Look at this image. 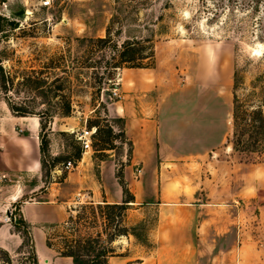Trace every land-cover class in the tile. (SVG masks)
Wrapping results in <instances>:
<instances>
[{
	"label": "rangeland",
	"instance_id": "1",
	"mask_svg": "<svg viewBox=\"0 0 264 264\" xmlns=\"http://www.w3.org/2000/svg\"><path fill=\"white\" fill-rule=\"evenodd\" d=\"M43 1L0 0V15L17 21V26L8 31V38L1 39L0 54L15 81L24 71L30 75L43 74L50 79L53 75L61 76L65 93L62 101L69 99L71 102L68 115L58 112L63 106L60 98L42 102L29 88L28 93L20 90L12 95L28 104L31 111L41 113L42 124L38 133L48 137L51 156L59 157L50 169V174L54 169L59 173L54 180H60L67 172L63 162L70 159L75 164L74 154L79 147L74 139L76 126L85 122V127H88V119L98 118L100 127L105 128L103 118L107 117L115 131L120 129L123 121L116 111L121 94L129 93L131 97L134 93L142 103L148 98L159 103L166 95L192 98L200 90L202 95L210 96L218 87L231 99L232 106L235 92L246 107L262 103L264 110V41L232 33L223 24L209 23L199 0H49L48 4ZM111 20L113 37L118 41L127 36L153 37L154 64L147 68L117 67L112 74L106 75L100 91H96L93 73H85L83 78L78 76L82 46L77 37L104 36ZM1 24L5 29L9 27L4 20ZM99 56L100 53L96 54ZM50 60L57 66H49ZM98 71H104L103 62ZM136 81L141 85L138 88H135L138 85ZM113 87L117 88L119 95L112 93ZM57 99L60 102L55 103ZM129 100L133 110L138 103L131 98ZM11 115L14 114L0 93V149L3 147V152H0V215L10 211L12 216L19 217L21 201L17 197L28 182V141L24 138L28 133V118H16L20 121L16 122ZM230 127L228 140L233 137L232 119ZM60 129L65 132L61 133ZM20 145L25 148L23 154L19 151ZM129 152L127 140L115 139L113 148L100 152L92 147L86 155L94 158L95 162L90 167L98 174L96 162L112 153L116 163L115 174H124ZM236 152L241 160L264 161V141L257 151ZM50 174L43 178L48 181ZM260 191H264V184ZM27 195L25 193L23 198ZM89 199L84 193L70 205L76 208L80 203L91 201ZM131 206L134 208L136 205ZM161 210L151 204L140 209H127L125 222L127 225L139 224L138 236L118 237L113 242L114 254L110 256L109 264H172L173 257L169 256L168 250L161 253L158 243L152 238ZM71 212L76 211L73 209ZM68 214L63 220L46 223L42 237L50 233L52 241L59 243ZM35 241L39 249L45 244L37 232ZM54 251L55 248L50 255H58ZM34 255L35 247L30 243L24 247L19 245L13 253L0 246V264H32ZM234 261V264H241L238 257ZM254 264H264V261Z\"/></svg>",
	"mask_w": 264,
	"mask_h": 264
},
{
	"label": "crops",
	"instance_id": "2",
	"mask_svg": "<svg viewBox=\"0 0 264 264\" xmlns=\"http://www.w3.org/2000/svg\"><path fill=\"white\" fill-rule=\"evenodd\" d=\"M137 84L135 88L141 86ZM221 94L217 87L210 96L200 90L192 98L166 95L159 103L153 98L142 103L138 95L126 93L121 94L116 111L123 117L125 133L132 142L124 179L133 195L130 204L136 206L128 209L145 204L162 209L152 238L161 253L168 250L172 264H234L236 257L241 264L264 261V191H260L264 161H245L237 156L228 140L232 101ZM130 98L141 107L130 109ZM11 116L16 122H20L16 118H28V133L24 135L28 141V182L17 198L20 214L33 236L38 264H71L70 256L56 251L58 255H50L54 248L46 244L39 249L36 232L45 242L41 232H45L46 223L63 220L70 204L84 193L94 202L123 199L112 153L96 162L98 174L90 167L95 160L86 151L60 180H54L59 174L54 169L45 182L39 117ZM83 128L85 122L74 130ZM19 151L26 152L22 145ZM138 166L142 168L140 175L134 170ZM25 193L28 195L23 198ZM21 243L12 221L0 222V246L13 253Z\"/></svg>",
	"mask_w": 264,
	"mask_h": 264
},
{
	"label": "trees",
	"instance_id": "3",
	"mask_svg": "<svg viewBox=\"0 0 264 264\" xmlns=\"http://www.w3.org/2000/svg\"><path fill=\"white\" fill-rule=\"evenodd\" d=\"M202 11L207 13L206 20L209 23L223 24L232 33L250 36L259 41H264V0H199ZM1 20L9 24L7 29L2 27ZM17 26V21L0 15V43L2 38H8V31ZM112 20L105 28L104 36L77 37L79 45L82 46L80 54L79 78L85 73H93L95 90L100 91L101 84L107 74H112L117 67H151L154 64L155 42L152 36H127L120 41L114 39L112 33ZM5 30V31H4ZM100 53L101 56L96 57ZM103 62L104 71H98ZM49 66H57L50 60ZM21 77L15 81L11 71L4 65L0 54V93L7 103L10 111L17 116L36 115L41 121V113H35L28 108V104L14 99V93L20 90L28 93V88L34 91L37 97L46 102L52 98H60L63 106L58 112L68 115L71 112V102L63 92V82L60 75H53L50 79L45 75H30L24 71ZM110 79V77H109ZM62 97V98H61ZM57 99L56 102H60ZM240 99L233 92L232 106V138L230 139L233 149L237 151H257L258 146L264 141V110L262 103L246 107L240 103ZM48 116H51L48 114ZM123 124L118 131L114 130L107 117L103 120L105 128L100 127L99 119H88L87 128L94 127L91 135V144L94 151L105 152L107 148L114 147V140L128 141L130 152L132 142L125 133L123 117H119ZM90 126V127H89ZM240 128V130L238 129ZM64 133V130L60 131ZM40 138V164L42 177L50 174V169L55 166L59 157L51 156L49 152V139L45 134ZM78 149L74 154V161L80 159L82 145L75 136ZM48 157V158H47ZM50 158V159H49ZM127 159V161H128ZM70 160V159H68ZM44 172V173H43ZM118 182L123 191V199L119 202H108L105 199L94 202L80 203L76 208L69 209L66 220L65 232L61 233V240L55 244L52 235L46 233L45 244L55 248L60 255L71 257V264H109V258L114 254L113 242L120 236L132 234L138 236L137 226L127 225L125 216L127 209L131 206L133 195L130 192L123 172L116 173ZM44 179V178H43ZM45 182L47 180L44 179ZM75 213H72V210ZM71 212V213H70ZM99 218L101 221L99 222ZM14 230L22 237L21 246H34L33 236L27 221L19 214L12 221ZM98 226V228H96ZM32 264H38L37 256L34 255ZM7 261H10L9 258Z\"/></svg>",
	"mask_w": 264,
	"mask_h": 264
},
{
	"label": "built area",
	"instance_id": "4",
	"mask_svg": "<svg viewBox=\"0 0 264 264\" xmlns=\"http://www.w3.org/2000/svg\"><path fill=\"white\" fill-rule=\"evenodd\" d=\"M43 3L48 4L49 0H44ZM112 93L115 96L119 95L116 87H113ZM93 131H94V127H92V128L85 127L82 130L75 131V136L81 141L82 153H84L88 150H92L91 135H92ZM62 164L67 169L73 167V163L71 160H67L66 162H63ZM141 171H142L141 167H139V166L135 167L136 175H140ZM13 217L14 216H12V213L10 211H9V213H5L4 215H0V219H3L4 221H12Z\"/></svg>",
	"mask_w": 264,
	"mask_h": 264
},
{
	"label": "water",
	"instance_id": "5",
	"mask_svg": "<svg viewBox=\"0 0 264 264\" xmlns=\"http://www.w3.org/2000/svg\"><path fill=\"white\" fill-rule=\"evenodd\" d=\"M23 16V15H22Z\"/></svg>",
	"mask_w": 264,
	"mask_h": 264
}]
</instances>
